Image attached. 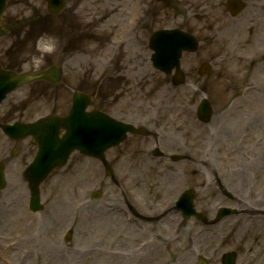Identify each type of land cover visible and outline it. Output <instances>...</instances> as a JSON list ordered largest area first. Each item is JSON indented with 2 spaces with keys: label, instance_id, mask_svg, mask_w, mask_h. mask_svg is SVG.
Returning <instances> with one entry per match:
<instances>
[{
  "label": "rangeland",
  "instance_id": "374dc122",
  "mask_svg": "<svg viewBox=\"0 0 264 264\" xmlns=\"http://www.w3.org/2000/svg\"><path fill=\"white\" fill-rule=\"evenodd\" d=\"M244 1L242 12L230 19L229 27L225 20L218 35L209 27L210 21L204 20L215 0H173L172 7L156 0H69L58 15L48 14L43 0H8L6 17L19 20L14 56L22 61V69L34 71L46 58L64 61L66 66L65 79L57 90L33 85L34 92L26 98L28 104L18 119L67 111L68 81L76 77L71 70L82 62L80 73L88 79L84 83L87 91L97 82L102 91L97 104L119 120L147 126L154 136L130 135L107 151L118 185L105 176L96 159L73 152L41 184L43 208L32 214L26 209L29 193L22 172L36 145L25 138L18 148L13 147L0 131V160L7 158L6 186L0 190V264H199L198 256H204L208 264H220L221 253L231 249L237 252V264H264V62L258 55L264 47V0ZM250 15L258 21L247 20ZM240 21L245 28L238 32ZM77 25L83 30L80 36L74 30ZM248 26L255 34L245 41ZM174 27L199 30L197 59H212L211 46L224 55L211 62L215 69L210 80L224 75L226 81L214 94H206L213 107L207 123L199 121L195 112L201 90L193 96L187 91L186 83L206 86L196 79L195 57L184 59L191 73L186 72V85L177 87L152 73L146 63L151 33ZM12 34H4L0 45L8 46ZM53 35L58 38L53 40ZM67 41L80 42L86 56L70 60L78 53L66 56ZM52 44L56 50L51 55ZM249 52L254 55L248 57ZM241 87H245V97L235 93ZM39 89H46L45 94L35 95ZM219 91L224 94L216 95ZM20 98H24L22 92L8 95L3 108ZM154 144L195 161L155 157L151 154ZM12 148H16L14 155ZM165 173H176L182 180L172 200L185 188L193 189L195 207L205 214L206 222L213 220L220 205L235 206L241 213L211 226L190 217L174 232L172 224L179 214L172 201L171 206L163 204L169 200L168 190L148 188L151 183L158 185ZM217 181L233 199L222 195ZM97 189L101 195L92 198ZM125 202L145 217V234L127 220ZM253 211L262 219L260 230L235 238L241 221H252L249 213ZM68 226L72 234L66 241ZM209 226L216 227L217 236L210 238ZM118 254L130 258L121 259Z\"/></svg>",
  "mask_w": 264,
  "mask_h": 264
},
{
  "label": "water",
  "instance_id": "95a60500",
  "mask_svg": "<svg viewBox=\"0 0 264 264\" xmlns=\"http://www.w3.org/2000/svg\"><path fill=\"white\" fill-rule=\"evenodd\" d=\"M50 4V10L56 12L58 11V7L61 5L60 0H48ZM4 0H0V11L3 7ZM52 74L56 75L57 72L55 69H46L42 71L39 74L35 75H23L21 80H31L36 78H46L51 79ZM20 80V79H19ZM52 80V79H51ZM15 82V81H14ZM10 83V82H9ZM8 83V76L0 77V97L5 94V92L10 89L11 84ZM78 99H81L80 97L76 99L75 104L77 103ZM77 107V104L75 105ZM85 104H80L81 110L83 112ZM199 117L204 119L208 117V108L206 105H203L199 108ZM86 115V114H85ZM73 114H71V118H69V121L72 122ZM91 118H97V119H103L101 114H92L90 115ZM104 118H107L104 116ZM56 120H48L47 124L39 125L37 127H20L18 126H4L3 129L12 137H23L27 134H32L34 140L37 142L39 151L37 152V155L35 157L34 162L24 171V177L28 181V186L30 188L31 193V205L34 209H40L41 205L39 203V191H38V185L39 183L46 177V175L49 173V171L54 166L62 165L70 153V151L77 147L80 149L81 152L92 154L94 156L101 157L103 150L108 147L111 144H117L120 142L124 137L127 130H130L131 132H140L145 133L142 129H134L130 125H125L120 122L113 121L111 119H107L106 122H104L103 128L107 129L106 132L111 136L109 142L103 143L102 146L97 147L94 143L93 146L95 148H87L83 145H81L79 142H73L70 140L69 134L64 135L63 138L59 139L57 137L58 123L55 122ZM71 122H68L65 125V127L70 128ZM60 125V124H59ZM114 129L112 131L111 129ZM4 186V179L2 174V168L0 167V188ZM186 202V200H183ZM223 264H234V255L233 254H227L224 256Z\"/></svg>",
  "mask_w": 264,
  "mask_h": 264
},
{
  "label": "bare ground",
  "instance_id": "6f19581e",
  "mask_svg": "<svg viewBox=\"0 0 264 264\" xmlns=\"http://www.w3.org/2000/svg\"><path fill=\"white\" fill-rule=\"evenodd\" d=\"M179 177L173 173L172 175L170 174V176L168 175V173H165V174H162L161 175V178H160V184H158L155 188H153L154 190L156 189H159V190H162L164 188H166L167 184H171V188L169 190V196L172 197L173 196V190L175 189V184H178L179 182ZM256 216V215H255ZM257 217V216H256ZM260 222L258 220L253 219L251 222L249 223H246V222H242L241 221V224L235 232H234V236L235 238L237 237H240V236H243L247 233V231H255L256 229H259L260 227ZM245 228V232H244V229ZM118 257L121 258V259H126V258H130V255H122V254H118Z\"/></svg>",
  "mask_w": 264,
  "mask_h": 264
},
{
  "label": "flooded vegetation",
  "instance_id": "af4514ba",
  "mask_svg": "<svg viewBox=\"0 0 264 264\" xmlns=\"http://www.w3.org/2000/svg\"><path fill=\"white\" fill-rule=\"evenodd\" d=\"M4 65V63H2Z\"/></svg>",
  "mask_w": 264,
  "mask_h": 264
}]
</instances>
